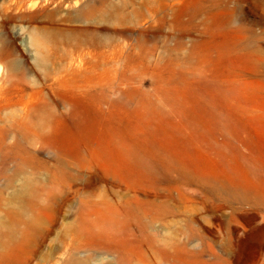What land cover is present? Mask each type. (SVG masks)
Returning a JSON list of instances; mask_svg holds the SVG:
<instances>
[{
	"label": "rangeland",
	"instance_id": "rangeland-1",
	"mask_svg": "<svg viewBox=\"0 0 264 264\" xmlns=\"http://www.w3.org/2000/svg\"><path fill=\"white\" fill-rule=\"evenodd\" d=\"M262 226L264 0H0V264H262Z\"/></svg>",
	"mask_w": 264,
	"mask_h": 264
},
{
	"label": "bare ground",
	"instance_id": "bare-ground-1",
	"mask_svg": "<svg viewBox=\"0 0 264 264\" xmlns=\"http://www.w3.org/2000/svg\"><path fill=\"white\" fill-rule=\"evenodd\" d=\"M254 217L252 216V218H249L248 220V223L250 224V226L252 225L251 223L253 222ZM253 235L260 242L261 247H264V226L257 229V231ZM261 247H260V250H262ZM260 260H261L260 254L256 255V257H254L253 259V264H259ZM262 264H264V262Z\"/></svg>",
	"mask_w": 264,
	"mask_h": 264
}]
</instances>
